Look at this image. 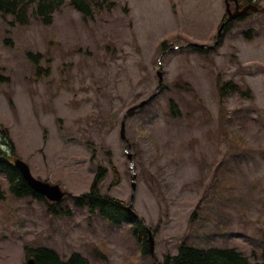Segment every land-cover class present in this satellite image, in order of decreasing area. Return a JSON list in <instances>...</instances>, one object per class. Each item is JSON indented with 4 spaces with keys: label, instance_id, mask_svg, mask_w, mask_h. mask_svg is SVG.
I'll use <instances>...</instances> for the list:
<instances>
[{
    "label": "rangeland",
    "instance_id": "obj_1",
    "mask_svg": "<svg viewBox=\"0 0 264 264\" xmlns=\"http://www.w3.org/2000/svg\"><path fill=\"white\" fill-rule=\"evenodd\" d=\"M99 2L85 19L67 0L49 25L0 12V74L8 78L0 82V148L68 194L55 214L48 201L14 196L0 174V264H26L27 246L64 259L79 252L92 264H162L182 244L235 248L258 261L264 13L232 22L214 50L200 53L189 44L214 45L225 0ZM161 69V93L127 120L128 154L123 117L156 93ZM230 82L248 94L222 100L219 86ZM101 169L102 194L132 206L153 231L155 258L137 223L115 226L75 205Z\"/></svg>",
    "mask_w": 264,
    "mask_h": 264
},
{
    "label": "trees",
    "instance_id": "obj_2",
    "mask_svg": "<svg viewBox=\"0 0 264 264\" xmlns=\"http://www.w3.org/2000/svg\"><path fill=\"white\" fill-rule=\"evenodd\" d=\"M252 1V0H249ZM67 0H0V12L4 16L12 15L20 24H28L31 18L41 21L44 24H52L56 13L60 12L66 5ZM85 19L94 15V9L100 8L99 0H71L70 3ZM95 6H94V5ZM95 7V8H94ZM231 24L225 29L228 31ZM165 46V45H164ZM194 51L204 53L207 50L193 48ZM8 78L0 74V82ZM243 93V91L234 83H224L219 86L220 98L230 93ZM248 94V93H243ZM170 113L176 117L178 111L177 103L171 100ZM5 136L10 137L8 131L3 130ZM233 132V131H232ZM240 135H234V138ZM241 138V137H240ZM243 143L245 141L241 139ZM13 142L12 140H10ZM241 142V143H242ZM5 174L9 183L10 192L18 197L32 196L34 198L45 200L44 197L35 192L22 178L20 172L14 166L12 157L7 156L0 148V174ZM103 170L101 169L96 176L90 192L75 197V205L79 208H87L91 214H99L103 219L115 226H122L124 223H137L141 229L144 239V252L149 254L147 228L144 222H139L134 214L128 209L124 201H121L110 195H103L100 190V184L103 179ZM0 198H2L0 194ZM47 202V201H46ZM50 209L57 214L60 203H49ZM63 214H69L68 211ZM27 255L36 258L37 264H92L85 256L79 252H73L71 256L64 259L57 251L49 247H26ZM162 264H264V246L260 254V259L252 262L249 257L235 248L220 249L211 247L201 249L198 247L182 244L177 255H167Z\"/></svg>",
    "mask_w": 264,
    "mask_h": 264
},
{
    "label": "water",
    "instance_id": "obj_3",
    "mask_svg": "<svg viewBox=\"0 0 264 264\" xmlns=\"http://www.w3.org/2000/svg\"><path fill=\"white\" fill-rule=\"evenodd\" d=\"M226 7H227V19L223 22L222 26L219 29L217 40L214 43V45L206 46V45H200V44H190V46L200 48V49H208L213 50L216 48V46L219 44V41L222 37V34L224 32V29L227 25H229L231 22L246 17L251 11L257 13L260 11L259 7H257L254 4H249L246 7H244L242 10L240 9L239 0H225ZM236 3V8L233 10L231 8V3ZM261 12L264 13V9L261 10ZM158 78H159V85L157 87L156 93H154L151 97H149L146 100L141 101L139 104L134 105L131 107L125 114L123 121H122V127H121V137L126 142V149L127 153L129 154V151L131 149V143L127 139L126 134V124L127 120L130 117H133L137 111L145 108L151 101H153L161 92L163 88L164 83V71L161 69L158 72ZM130 160L132 157L129 155ZM133 165V163H132ZM14 166L17 168V170L20 172L22 178L24 181L39 195L46 198L49 202L53 203H60L64 200V198L68 195L65 191L62 190V188L57 184H50L48 182L42 181L40 179H37L32 174L30 166L23 161L22 159H16L14 160ZM135 179V175L133 176V180ZM136 191V184H133V192ZM134 198V194L133 197ZM128 209L134 214V216L137 218L138 221H142V219L132 210V206H129ZM148 246L149 251L151 255L155 258V239L150 230H148ZM26 264H37V260L34 256H29L27 258Z\"/></svg>",
    "mask_w": 264,
    "mask_h": 264
},
{
    "label": "flooded vegetation",
    "instance_id": "obj_4",
    "mask_svg": "<svg viewBox=\"0 0 264 264\" xmlns=\"http://www.w3.org/2000/svg\"><path fill=\"white\" fill-rule=\"evenodd\" d=\"M250 3L249 0H239L240 9H243L246 5ZM234 5V4H233ZM236 5V4H235ZM234 5V6H235Z\"/></svg>",
    "mask_w": 264,
    "mask_h": 264
}]
</instances>
